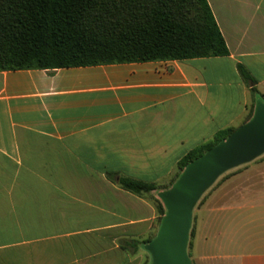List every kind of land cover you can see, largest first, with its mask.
<instances>
[{
    "label": "crops",
    "instance_id": "obj_1",
    "mask_svg": "<svg viewBox=\"0 0 264 264\" xmlns=\"http://www.w3.org/2000/svg\"><path fill=\"white\" fill-rule=\"evenodd\" d=\"M207 3L227 55L0 71V264H151L179 160L264 101V0ZM243 165L193 209V264H264V154Z\"/></svg>",
    "mask_w": 264,
    "mask_h": 264
},
{
    "label": "trees",
    "instance_id": "obj_2",
    "mask_svg": "<svg viewBox=\"0 0 264 264\" xmlns=\"http://www.w3.org/2000/svg\"><path fill=\"white\" fill-rule=\"evenodd\" d=\"M228 53L207 0H0V71L184 60ZM239 71L250 80L242 66ZM253 113L254 109L247 121ZM236 128L219 131L184 155L168 188L190 161ZM117 182L135 194L156 189L125 176H119ZM158 201L160 225L165 208ZM193 231L192 224L187 247Z\"/></svg>",
    "mask_w": 264,
    "mask_h": 264
},
{
    "label": "water",
    "instance_id": "obj_3",
    "mask_svg": "<svg viewBox=\"0 0 264 264\" xmlns=\"http://www.w3.org/2000/svg\"><path fill=\"white\" fill-rule=\"evenodd\" d=\"M262 154L264 101L258 99L248 121L190 161L168 189L158 192L165 214L155 237L144 245L151 264H192L187 246L197 201L221 174Z\"/></svg>",
    "mask_w": 264,
    "mask_h": 264
},
{
    "label": "rangeland",
    "instance_id": "obj_4",
    "mask_svg": "<svg viewBox=\"0 0 264 264\" xmlns=\"http://www.w3.org/2000/svg\"><path fill=\"white\" fill-rule=\"evenodd\" d=\"M245 170V166L244 165H240V166H237L235 168H232L226 172H224L223 174H221L216 180L215 182L201 195V200L200 202L195 205L194 209L197 211L198 208H200L201 206L205 205V203L212 199L211 196H213V193L215 192H221L219 193V195L217 196V198H215L214 200L215 201H221V204L222 202L226 201L225 197L227 196H224V194L222 192H229V189L231 188V185H226L224 184L225 180L231 178V177H238L240 176L241 172H243ZM225 187V191H222V189ZM234 187V186H232ZM221 190V191H220ZM224 190V189H223ZM199 198V199H200ZM192 237H193V234L191 236V239H190V245L189 247H187V253H188V256L191 260V263L193 264L194 262L192 261Z\"/></svg>",
    "mask_w": 264,
    "mask_h": 264
}]
</instances>
